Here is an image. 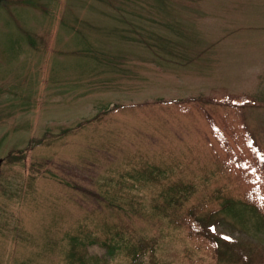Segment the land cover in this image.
Segmentation results:
<instances>
[{"label":"rangeland","instance_id":"obj_1","mask_svg":"<svg viewBox=\"0 0 264 264\" xmlns=\"http://www.w3.org/2000/svg\"><path fill=\"white\" fill-rule=\"evenodd\" d=\"M117 227L264 264V0H0V264H128Z\"/></svg>","mask_w":264,"mask_h":264},{"label":"trees","instance_id":"obj_2","mask_svg":"<svg viewBox=\"0 0 264 264\" xmlns=\"http://www.w3.org/2000/svg\"><path fill=\"white\" fill-rule=\"evenodd\" d=\"M152 179L157 180L158 178L156 175H154ZM190 189L191 188H187V187H184L180 190H177L175 187L165 189L163 191V195H165L167 199H165L164 202L166 204L165 206L168 207L172 204L174 205L172 206V208L178 210L179 215L176 216L175 214V217L185 218V224H180V225L188 224L190 230H197V233H201L204 226L202 225L203 218L199 216L201 210H199V208L195 207L194 205L190 206V208L187 207L185 208L186 202L188 200V195L190 194ZM109 233H110L109 241L111 243L110 242L106 243L108 247L107 249H109L112 244L117 243L120 246L121 250L122 251L124 250V254L130 258V259L128 258L129 259L128 264H139V257L143 254L145 255L147 252L152 251L151 243H147V242L134 243V241L130 242L129 240H125V237L123 236V229L120 227H117L116 229L111 231L109 229ZM91 240L97 242L96 238H92ZM76 245H80V244L71 243L68 252H66V255L68 256V263L86 264L87 258L85 256V251L83 250V247H81L80 245L79 248H76Z\"/></svg>","mask_w":264,"mask_h":264}]
</instances>
